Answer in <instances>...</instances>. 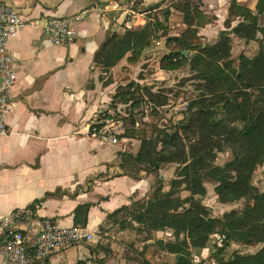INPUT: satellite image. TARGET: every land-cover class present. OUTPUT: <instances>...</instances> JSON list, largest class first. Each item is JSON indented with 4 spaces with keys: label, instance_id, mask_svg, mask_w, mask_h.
<instances>
[{
    "label": "trees",
    "instance_id": "obj_1",
    "mask_svg": "<svg viewBox=\"0 0 264 264\" xmlns=\"http://www.w3.org/2000/svg\"><path fill=\"white\" fill-rule=\"evenodd\" d=\"M172 1H179L174 8ZM172 1H163L166 9L149 17L141 27L122 26L108 35L93 55L92 65L99 69L106 86L112 82L113 68L123 61L136 65L154 40L164 39L168 52L160 58L159 69L171 73L187 68L194 91L182 117L153 138L136 128L138 114L145 108L155 113L157 108L166 107L169 91H153V87L137 82L118 86L109 109L90 126L91 133L113 119L117 108H125L128 124L118 139L137 140L139 146L135 152L118 153L119 176L155 177L145 197L108 214L107 222L134 238L146 236L141 250H135L141 264H203L195 261L203 250L210 252L213 264H264V191L253 185L257 170L264 166V0H257L254 9L231 0L224 30L212 44L202 42L198 31L211 19L201 12L184 13L187 0ZM128 2L135 4L134 9L140 4V0ZM159 6L147 11L151 13ZM175 11L181 13L184 29L170 36V17ZM233 42L258 43L259 49L251 57L240 53L234 59ZM225 151L230 159L216 165L217 155ZM165 164L178 166L176 178L167 188L159 177ZM205 182L214 184L220 204L243 200L245 206L221 218L212 217L202 204ZM182 191L188 193L184 198ZM40 203L35 201L28 208L34 211ZM89 208L84 204L74 210L76 225H85ZM159 232L169 238L151 237ZM212 236L218 237L219 244L211 242ZM234 244L261 248L254 254L232 251L227 255L226 249ZM150 248L172 261L154 262L146 254Z\"/></svg>",
    "mask_w": 264,
    "mask_h": 264
},
{
    "label": "crops",
    "instance_id": "obj_2",
    "mask_svg": "<svg viewBox=\"0 0 264 264\" xmlns=\"http://www.w3.org/2000/svg\"><path fill=\"white\" fill-rule=\"evenodd\" d=\"M163 1L140 0L134 9L128 0H9L24 20L36 26L18 31L7 44L17 83L10 93L8 133L0 139V240L5 233L2 219L17 210L23 211L16 221L21 231L28 232L33 219H46L60 228L81 226L94 235L93 242L55 251L42 264H141L127 245L130 234L110 226L106 218L145 197L152 187L151 176H119L118 153L135 152L139 143L120 139L114 145L90 133L122 85L116 81L117 69L127 65L113 68L112 82L105 86L92 59L108 35L122 26L141 27L150 14L147 10L160 5L151 12L156 13L167 6ZM199 1L203 14L211 15L203 30L208 31L212 21L218 26L224 22L231 0ZM238 2L254 9L257 0ZM193 4H186L184 13H197ZM84 9L90 11L74 26L76 34L68 46L45 42L42 27L47 19ZM38 200L40 205L30 210ZM84 204L90 205L85 225H76L74 210Z\"/></svg>",
    "mask_w": 264,
    "mask_h": 264
},
{
    "label": "rangeland",
    "instance_id": "obj_3",
    "mask_svg": "<svg viewBox=\"0 0 264 264\" xmlns=\"http://www.w3.org/2000/svg\"><path fill=\"white\" fill-rule=\"evenodd\" d=\"M178 2L179 1H172V7L174 8V6ZM188 3H195L193 4V6H196V9L198 8V12H204V10L201 9L202 4L199 0H187L186 4ZM165 9L166 8L164 7L159 10V12H163ZM156 13L148 14L146 16V22L148 21L149 17H152V15L154 14L156 15ZM173 13V16L171 17V23L169 24L168 28V34L170 36L177 35L184 29L181 24V13H178L176 11ZM206 17H209L211 19V15H207ZM203 29L205 28L203 27L198 29L199 35L204 38L202 42L212 44L217 40L219 32L224 30V25L222 23L218 26L214 21H212V24L207 29L208 31H205ZM164 42V39L161 38L154 40V44L151 47V50H149V52H147L146 54L143 53L142 57L136 65H127V63L123 61L121 64L127 66L118 68L116 72V81L122 85H125L129 82H137L142 85L153 87V91H157L159 89L169 91L168 105L166 107L157 108L155 110V113H153L151 109L145 108L143 110V114H138L137 119L139 120L136 128L140 131H144L150 138L155 137L161 130L168 129L169 127L174 125L182 117V113L185 109L187 101L194 96L193 87L191 85L192 82L188 80L189 72L187 68L171 73H167L159 69L160 58L168 52L164 45ZM156 43L160 44L157 46ZM258 49V43L251 42L248 45H244L243 43L233 42L232 57L236 59L240 53H245L246 55L251 57L258 51ZM124 109L125 108H117V115L113 119H111L112 122L116 124V128H114L113 130L118 133H120V130L123 133L125 130L124 126L128 124V121H126L124 118L126 116ZM137 142L139 143V141ZM229 159L230 154L227 151L219 153L217 155L215 164L222 166ZM177 171L178 166L176 164H165L162 166L159 171V177L164 183V188H167L170 181L176 178ZM151 177L154 184L155 177L153 175ZM253 185L257 190L264 191V166L257 170L253 179ZM205 187L207 189V192L202 200V204L209 209L212 217L214 218H221L224 213L231 210L241 211L246 204V202L243 200L233 205L220 204L217 201V197L215 196L213 191L214 184L211 182H205ZM187 195L188 193L185 191H182L180 194V196L183 198ZM130 237L131 238L127 240V245L130 251L132 250L133 252H135L137 244L138 249L143 247L142 241L146 236L140 235L139 237L134 238L133 235H130ZM151 237L163 240H167L169 238L168 236L160 232L157 234H153ZM210 240L212 243L219 244L217 236H212ZM132 241L134 242L131 244ZM260 248L261 246L259 245L243 246L234 244L230 248H227L225 253L229 255L232 251H238L242 254H254ZM146 254H149L156 263L172 261V258L170 256H167L165 254H157L154 248L148 249L146 251ZM199 260L203 261V264H213L210 258V252L208 250H203L200 255L195 258V261Z\"/></svg>",
    "mask_w": 264,
    "mask_h": 264
},
{
    "label": "built area",
    "instance_id": "obj_4",
    "mask_svg": "<svg viewBox=\"0 0 264 264\" xmlns=\"http://www.w3.org/2000/svg\"><path fill=\"white\" fill-rule=\"evenodd\" d=\"M89 11L84 9L66 17L47 19L42 27L45 42L49 46H68L76 34L74 26L83 21ZM28 26L36 25L24 20L9 0H0V139L8 133L5 121L11 108L10 93L17 83L14 59L7 53V44L11 37ZM114 128L116 124L106 120L100 128L95 127L91 135L118 145L122 131L118 133ZM22 215L23 211L17 210L1 221L5 233L0 240V256L4 264H42L55 251L94 241V235L81 226L60 228L46 219H33L30 230L21 231L16 221Z\"/></svg>",
    "mask_w": 264,
    "mask_h": 264
},
{
    "label": "water",
    "instance_id": "obj_5",
    "mask_svg": "<svg viewBox=\"0 0 264 264\" xmlns=\"http://www.w3.org/2000/svg\"><path fill=\"white\" fill-rule=\"evenodd\" d=\"M183 54H186V52H183Z\"/></svg>",
    "mask_w": 264,
    "mask_h": 264
}]
</instances>
